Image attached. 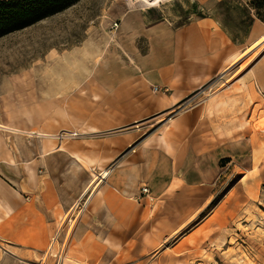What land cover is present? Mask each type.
Wrapping results in <instances>:
<instances>
[{
  "label": "rangeland",
  "instance_id": "1",
  "mask_svg": "<svg viewBox=\"0 0 264 264\" xmlns=\"http://www.w3.org/2000/svg\"><path fill=\"white\" fill-rule=\"evenodd\" d=\"M254 1L80 0L0 38V264H264V161L176 151L189 103L141 121L129 91L160 22L211 19L244 52Z\"/></svg>",
  "mask_w": 264,
  "mask_h": 264
},
{
  "label": "crops",
  "instance_id": "2",
  "mask_svg": "<svg viewBox=\"0 0 264 264\" xmlns=\"http://www.w3.org/2000/svg\"><path fill=\"white\" fill-rule=\"evenodd\" d=\"M253 32L254 43L240 52L211 19L181 28L165 21L156 25L150 43L152 72L145 86L129 89L138 93L132 96L135 103L147 107L148 114L141 121L160 119L187 102L190 106L172 120L176 151H191L196 156L227 151L222 159H234L247 151L252 168L260 169L264 131L254 127L264 118V43L256 44L264 40V23L259 19L254 21ZM247 57L249 63L243 69ZM158 123L164 122L160 119ZM242 123L248 127L242 130ZM242 135L248 144L238 143ZM159 144L158 151H167L164 138Z\"/></svg>",
  "mask_w": 264,
  "mask_h": 264
},
{
  "label": "trees",
  "instance_id": "3",
  "mask_svg": "<svg viewBox=\"0 0 264 264\" xmlns=\"http://www.w3.org/2000/svg\"><path fill=\"white\" fill-rule=\"evenodd\" d=\"M80 0H0V38L64 12ZM255 16L264 23V0H255Z\"/></svg>",
  "mask_w": 264,
  "mask_h": 264
},
{
  "label": "bare ground",
  "instance_id": "4",
  "mask_svg": "<svg viewBox=\"0 0 264 264\" xmlns=\"http://www.w3.org/2000/svg\"><path fill=\"white\" fill-rule=\"evenodd\" d=\"M163 1L164 0H137V2L134 3V4L144 3V4H147V5L155 6V5H158L159 3H162ZM260 41H263V42H260ZM260 41H258L256 44L264 43V40H260ZM256 126H257L256 128L259 131H264V119L260 123H258ZM0 128H4V127L2 125H0ZM29 145L30 146H34V144L32 142H30ZM71 166H77L80 171L83 170V166L75 159L72 160ZM111 175H112V172H106L105 171V172L102 173L101 177L103 179H106V178H108ZM0 250H1V248H0Z\"/></svg>",
  "mask_w": 264,
  "mask_h": 264
},
{
  "label": "built area",
  "instance_id": "5",
  "mask_svg": "<svg viewBox=\"0 0 264 264\" xmlns=\"http://www.w3.org/2000/svg\"><path fill=\"white\" fill-rule=\"evenodd\" d=\"M118 27H119V26H118V24L116 23L115 26H114V28H118ZM154 90H155V91H158V88H155ZM150 194H151V190H150L149 187H145V188H143L142 195L147 196V195H150Z\"/></svg>",
  "mask_w": 264,
  "mask_h": 264
}]
</instances>
